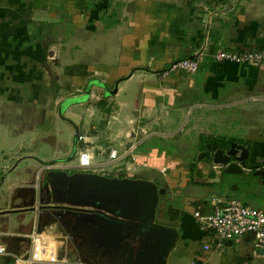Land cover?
I'll list each match as a JSON object with an SVG mask.
<instances>
[{
  "label": "crops",
  "instance_id": "crops-1",
  "mask_svg": "<svg viewBox=\"0 0 264 264\" xmlns=\"http://www.w3.org/2000/svg\"><path fill=\"white\" fill-rule=\"evenodd\" d=\"M60 26L64 30L61 54L68 57L63 65L66 72L63 82L84 89L83 94L60 100L61 106L73 104L59 116L79 121L75 129L70 128L74 146L76 129L82 125L95 145V160L105 164L102 168H107L106 171L120 169L122 177L141 172L145 178L159 180L156 183L162 189V180L148 167L157 169L168 184L172 181L174 185L173 181L179 180L177 188L173 186L181 192L177 201L164 200L156 212L162 221L154 219L178 230L166 264L256 263L251 258V235L226 240L218 249L216 235L202 230L193 212H210L213 198L237 199L264 207V198L259 193L263 192L264 182L260 175L251 174L264 169V138L256 134L260 129L257 123L261 121L264 126V61L248 64L213 57L219 51L240 53L264 49V0H0V243L7 250L0 255L4 257L0 264H13L10 254L30 250L31 239L27 234L32 230H47L38 222L41 208L40 204L34 205L38 196L33 192L42 163L59 161L60 166L64 163L60 168L84 171L63 167L74 156L68 148L70 140L66 150L56 148L46 157L35 150L29 151L27 146L34 136L31 128L39 122V119L35 121L34 113L47 105L40 101L36 90L41 91L44 85L55 87L44 76L51 73L48 61L54 54L55 42L61 40L57 33ZM76 36L77 52H71L64 43ZM200 50L205 58L195 72L162 75L175 60L192 58ZM72 55L79 57L72 59ZM168 80L179 90L178 96L204 98L215 106H236L245 120L254 122V135L258 138L200 135L198 163L192 161L184 169L178 157L172 159V150L151 141L155 135L150 130L149 115L156 101L170 91ZM24 88L28 90L25 94ZM114 88L116 91L110 92ZM92 97L98 99L95 104L89 103ZM24 105L28 106L26 114H23ZM31 107L36 109L30 112ZM43 110L39 112L43 122L57 120L55 112ZM59 111L60 106L57 116ZM137 133L140 142L134 158L127 156L117 168L110 169L105 160L108 148L115 146L118 139ZM39 140L45 143V136H39ZM210 141L225 147H229V142L245 145L248 149L245 165L238 162L242 170L230 172L225 170L226 164L213 163L212 152H203L205 143ZM254 145L261 147L260 160L251 156ZM203 159L207 160L206 166H202ZM229 162L237 161L230 157ZM257 164L260 165L250 167ZM163 193L164 189L159 201ZM28 212L29 219L25 218ZM58 237L60 254L69 256L67 239ZM204 245L209 248L204 249ZM233 245L238 248L233 249ZM82 260L84 264H121L117 260L108 263L101 259Z\"/></svg>",
  "mask_w": 264,
  "mask_h": 264
},
{
  "label": "rangeland",
  "instance_id": "rangeland-1",
  "mask_svg": "<svg viewBox=\"0 0 264 264\" xmlns=\"http://www.w3.org/2000/svg\"><path fill=\"white\" fill-rule=\"evenodd\" d=\"M57 33L59 34L61 40H57L55 42V49H53L54 54L49 58V65L51 67V73L45 74L47 80L53 81L54 88H47L44 85L40 90H36L37 96L41 102L46 103L47 105L40 106L38 112L35 114V121L39 119L37 126L31 128V131H34V136L30 139L27 144L28 150H32L40 154L41 156H48L52 154V151L56 148H60L66 150V146L71 148V155H73L75 151V146L73 144V131L70 129L71 126L75 129V123L79 121H74L72 117H61L59 113L63 114L69 107L72 106L73 103H67L64 106H61L60 100L84 93V89L80 87H76L75 85H70L69 83H64V75L65 69H63L65 61L68 60V57L63 53L62 50V38L64 30L63 26L58 27ZM78 43V36L74 39L71 38L70 41H66L64 44L66 46L69 45L71 52H77V49L74 47V44ZM63 44V45H64ZM71 44V45H70ZM70 56V55H69ZM77 56H71L72 59H75ZM64 58V60H63ZM54 70V71H53ZM42 77V74L41 76ZM43 77V79H44ZM42 79V80H43ZM44 79V80H46ZM73 79L71 82H73ZM168 94L165 97H161L160 100L156 101L153 106V112L150 113V130L153 132L152 135H155L151 138L152 142H159L160 145L164 148L172 150L174 156L172 159L180 160L181 166L185 167L190 162H197L198 159L196 157L198 146L197 140L200 135H222L227 138H235V139H256L258 136L264 138V126L261 121L257 123L260 126V129L257 130V137L254 135V122L250 123L242 117L239 109L236 106L223 104L221 106L211 105L204 98L192 99L185 98L184 96H178L179 90L174 88V85L167 81ZM27 89H23V93L25 94ZM51 96L54 97L51 100ZM25 97V95H24ZM48 97V98H47ZM47 98V99H46ZM90 98V97H89ZM25 99V98H24ZM46 102H44V101ZM57 100V101H56ZM90 100V101H89ZM89 103H96L97 98L92 97L89 99ZM59 101V102H58ZM58 102V103H57ZM25 104V101H24ZM23 106V114H26L27 107ZM60 106V111L57 116V108ZM36 107V106H33ZM31 107L29 110L33 112L36 108ZM46 108L51 110V112H55V118L57 120H52L50 122L42 121L41 114L42 110ZM45 111V110H43ZM66 113V112H65ZM38 115V116H37ZM26 120V119H25ZM72 120L74 125L71 124ZM42 121V122H41ZM25 122V121H24ZM78 126V128H81ZM45 136V143H42L39 140V136ZM157 136V137H156ZM53 140V144L51 141ZM150 138L147 140L149 142ZM150 141V142H151ZM48 144V146H46ZM31 145V146H30ZM25 146V145H24ZM258 148V149H257ZM39 150V151H38ZM200 153V152H199ZM261 155V147H256L255 145L252 148L251 156H256L257 160H260ZM75 160L74 156H71L70 161ZM206 159L201 160L202 166L206 163ZM198 163V162H197ZM59 161H53L50 163H42V171L36 174L35 184L33 187V192L38 196L37 200H35V206L37 207L39 204H63L69 206H80L83 208H93L95 212H99L102 214H109L111 212L107 211L103 208H96L91 204H87V199L84 197L83 191L85 188L80 187H72L66 186L64 184H60L58 189H56V180L55 183L52 181L49 183L48 174L52 172H61L64 171L67 174H72L75 172L79 173H94L92 171H76L70 169L60 168ZM52 166V167H51ZM151 172L155 174V176L159 177L162 180L161 186L164 189V193L161 196L160 201H158V207L160 208L164 204V200H171L177 198V194L181 193L180 191H175L177 186L179 185L178 181H173L174 185L171 183L168 184L164 180L163 176L158 172L157 169L149 168ZM137 172L140 170H136ZM97 174V173H96ZM118 174H121L119 172ZM137 174V175H136ZM134 173L131 177H143V174ZM111 176V175H110ZM182 176V175H181ZM122 177V176H120ZM130 177V176H129ZM156 179V178H155ZM155 182H160L156 179ZM173 186H176L174 188ZM24 188L26 185L23 186ZM179 189V188H178ZM25 190L23 189V192ZM56 191V197L53 198L52 192ZM206 193V190H203ZM204 193V194H205ZM264 198V189L263 192H259ZM5 196V192L3 193ZM4 196V198H5ZM13 197V196H12ZM57 198V200H55ZM117 201V200H114ZM119 204L122 202L117 201ZM175 204H177L175 202ZM180 202L178 201V206ZM31 205H29L30 207ZM35 211H32L34 213ZM30 212L26 213L25 218L30 217ZM35 214H33L32 221L35 220ZM155 221H162L161 218H158L155 215ZM38 222L40 227L43 228L46 226L45 230L49 234H57L60 237H65L67 239V253L69 257H80L85 261L90 262L92 260L98 259L104 260V262H110L117 260L121 264H125V243L122 238H119V233L113 230H106L104 227L102 228L100 224L95 220L94 217H87L84 213L75 211L72 209H62V208H49L44 207L40 209ZM48 227V228H47ZM49 229V231H48ZM99 230V231H98ZM66 244V243H65ZM135 246L137 243L134 244ZM233 249L238 248L237 245L232 246ZM115 249H119V252L116 253ZM61 253L63 251L61 250ZM62 255V254H61ZM4 257H0V260Z\"/></svg>",
  "mask_w": 264,
  "mask_h": 264
},
{
  "label": "water",
  "instance_id": "water-1",
  "mask_svg": "<svg viewBox=\"0 0 264 264\" xmlns=\"http://www.w3.org/2000/svg\"><path fill=\"white\" fill-rule=\"evenodd\" d=\"M115 91L116 88L110 92L114 93ZM207 147H211L212 162L220 165L226 164V171L240 172L242 167L238 162L245 165L244 159L248 156L246 146L229 142L228 150H224L216 144H208ZM237 150H240L239 155H236ZM230 157L237 162H229ZM254 174L260 175L264 182V169H256ZM48 178L49 183L52 181L55 183L56 180V189L60 184L79 188L82 186L85 188L83 194L87 199L86 203L96 208L106 209L111 212V215L95 212L93 208L63 204H41L39 208L49 207L79 211L87 217H94L102 228L118 232V237L127 241L124 245L126 249L125 264H166V257L178 238V230L154 222L159 195L163 189L159 188L152 179L96 173L67 174L64 171L52 172L48 174ZM54 193L56 191L52 192L53 198L56 197ZM114 200H120L122 204ZM135 243H137L136 246ZM115 251L117 253L119 249H115Z\"/></svg>",
  "mask_w": 264,
  "mask_h": 264
},
{
  "label": "built area",
  "instance_id": "built-area-1",
  "mask_svg": "<svg viewBox=\"0 0 264 264\" xmlns=\"http://www.w3.org/2000/svg\"><path fill=\"white\" fill-rule=\"evenodd\" d=\"M216 60H228L232 62H243L257 64L264 61V49L246 52L219 51L214 56ZM205 53L198 51L192 58H182L171 63L162 75L171 72H195L204 61ZM88 129L81 127L76 129L75 136V160L63 167L81 169L102 173V175L119 176L117 168L127 156L134 158V151L140 142L138 133L133 137L118 139L115 146L108 148L105 160L110 169L102 168L104 165L97 163L94 152L95 145L89 140ZM106 165V166H107ZM164 170V169H163ZM246 170H250L246 168ZM125 171H127L125 169ZM193 217L198 226L216 235L215 246L220 249L226 240H238L244 235L252 236L251 258L257 262L252 264H264V207H255L237 199L222 200L213 198L211 200V211L201 213L199 210L193 212ZM31 239V248L23 254L12 253L13 264H84L79 257H69L60 254V238L58 235L49 234L45 230H32L27 234ZM204 245V249H208ZM7 253L6 248L0 243V255Z\"/></svg>",
  "mask_w": 264,
  "mask_h": 264
},
{
  "label": "flooded vegetation",
  "instance_id": "flooded-vegetation-1",
  "mask_svg": "<svg viewBox=\"0 0 264 264\" xmlns=\"http://www.w3.org/2000/svg\"><path fill=\"white\" fill-rule=\"evenodd\" d=\"M208 144H209V145L216 144L218 147H221V148H223L224 150H228V149H229V147H225L224 145L217 144V143H215V142L210 141V142H206V143H205V147H206V148L203 149V152H204L205 154H206V153H210V152H212L211 147H207ZM238 145H240V143H238ZM243 146H245V145H243ZM239 154H240V150H237V151H236V155H239Z\"/></svg>",
  "mask_w": 264,
  "mask_h": 264
},
{
  "label": "trees",
  "instance_id": "trees-1",
  "mask_svg": "<svg viewBox=\"0 0 264 264\" xmlns=\"http://www.w3.org/2000/svg\"><path fill=\"white\" fill-rule=\"evenodd\" d=\"M99 105L102 106V102L100 101L99 102ZM203 141H206L207 138H202ZM222 140V139H221ZM224 141V140H223ZM160 150H162V148H159ZM167 152H170V151H167ZM262 164L264 165V160L262 161ZM260 164H257V165H250L251 168H255L256 166H259ZM254 171L251 172V174H253ZM257 178L261 179L259 176H257Z\"/></svg>",
  "mask_w": 264,
  "mask_h": 264
}]
</instances>
